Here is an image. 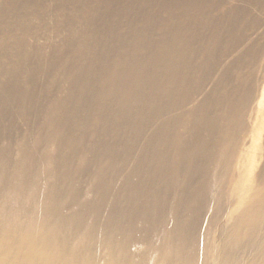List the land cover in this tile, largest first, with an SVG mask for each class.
I'll return each mask as SVG.
<instances>
[{
	"label": "bare ground",
	"instance_id": "bare-ground-1",
	"mask_svg": "<svg viewBox=\"0 0 264 264\" xmlns=\"http://www.w3.org/2000/svg\"><path fill=\"white\" fill-rule=\"evenodd\" d=\"M0 264H264V0H0Z\"/></svg>",
	"mask_w": 264,
	"mask_h": 264
}]
</instances>
